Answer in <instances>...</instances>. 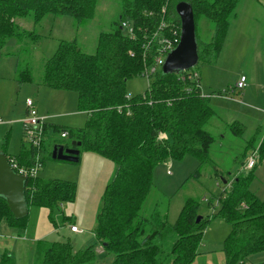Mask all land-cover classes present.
<instances>
[{
	"label": "trees",
	"instance_id": "trees-1",
	"mask_svg": "<svg viewBox=\"0 0 264 264\" xmlns=\"http://www.w3.org/2000/svg\"><path fill=\"white\" fill-rule=\"evenodd\" d=\"M119 1L120 26L99 35L94 54L83 53L76 40L63 41L44 66L40 84L57 91L75 92L79 110L88 115L85 127L74 135V142H81L80 152L85 150L113 161L117 173L103 195V208L95 230L98 244L78 251L73 250L70 242L43 245L40 248L42 264H95L98 245L105 253L114 254L113 264H193L209 223L218 219L231 228L223 249L226 264H247L250 257L264 253V201L250 190L252 174L238 175L230 188L228 182L217 198L220 208L212 218L202 219L200 223L196 222L199 203L194 199L186 201L173 225L165 215L142 213L154 187L153 175L158 164L168 158L183 160L188 155L196 158L199 166L210 161L215 142L205 130L214 116L210 100L196 91L188 93L191 81H182L179 75H165L162 71L146 93V99L142 95L127 98L126 87L128 81L143 75L145 65L152 63L158 53L160 44L153 43L145 49L143 35H154L162 21L168 26L166 37L171 36L174 28H181L176 13L178 3L186 2L193 9L200 62L221 52L242 0ZM99 2L0 0V50L8 40H20L26 34L27 30L19 25L21 21L33 24L30 35L36 39L37 27L48 16H71L80 28L96 18ZM201 19L212 25L211 42L199 41L197 24ZM123 22L132 24L137 35L135 41L122 29ZM24 80L31 81L28 75ZM50 129L45 126L44 139ZM258 148L262 163L264 140ZM36 153L35 148H30L31 162L27 157H18L19 163L33 165ZM196 173L197 177L201 176L199 169ZM215 173L224 179L218 169ZM75 196L76 186L71 182H44L39 178H29L26 182L28 207L46 208L56 226L55 216L61 213V205L72 203ZM208 206L216 207L212 202ZM3 219L16 225L27 221V217L15 219L6 200L0 197V222ZM2 264L13 262L6 256Z\"/></svg>",
	"mask_w": 264,
	"mask_h": 264
},
{
	"label": "rangeland",
	"instance_id": "rangeland-1",
	"mask_svg": "<svg viewBox=\"0 0 264 264\" xmlns=\"http://www.w3.org/2000/svg\"><path fill=\"white\" fill-rule=\"evenodd\" d=\"M120 14L119 0H100L94 20L77 28L71 16H48L47 23L37 27L39 37L36 39L30 35L33 24L21 21L19 25L27 30L26 34L20 40H8L0 50V153L17 157L23 147H30L24 139V122L28 118L26 101L37 103L38 115L46 118L51 127L44 139L42 168L37 177L44 182L60 180L75 184V200L61 205V213L55 216L60 231L55 241L70 242L74 251L98 244L95 232L98 215L103 208L105 190L116 176L117 165L85 150L77 163L52 158L55 145L72 146L76 141L74 135L85 127L88 117L79 110L75 92L53 90L40 83L45 63L53 57L61 42L76 40L83 53L94 54L99 35L113 32L120 26ZM236 14L221 52L211 54L208 61H200L189 70L198 71L205 91L218 97L210 99L214 116L205 127L215 140L210 150V161L199 166V161L188 155L183 160L168 158L158 164L153 175L154 187L142 211L144 215H165L168 223L173 225L186 201L194 199L199 203V216L205 220L212 218L220 208L217 198L222 191L220 185H223L221 176H216V169L224 173L228 188L238 175L252 174L250 190L264 201V162L259 161L251 172L244 170L250 155L264 140V0H242ZM197 29L199 41H212L214 30L207 20L201 19ZM151 37L153 35H143L144 40ZM161 71L162 68L158 67L157 73L150 78L138 76L128 81V94L136 96L149 92ZM27 75L31 81L24 80ZM243 75L248 78L247 88L235 90ZM245 92H250L254 103L244 99ZM63 130L68 131L67 138L61 137ZM198 169L200 177L196 176ZM209 202L216 207L211 209ZM26 222L28 231L35 236H42L54 228L46 208L32 206ZM74 224L84 234H72L70 231ZM230 230V225L223 220L209 223L193 264H206V260L213 264H226L223 249ZM29 248V244L20 247L18 259L13 264L31 263ZM102 251L98 245L95 264H113L114 254ZM35 264H42V258ZM247 264H264V253L250 257Z\"/></svg>",
	"mask_w": 264,
	"mask_h": 264
},
{
	"label": "built area",
	"instance_id": "built-area-1",
	"mask_svg": "<svg viewBox=\"0 0 264 264\" xmlns=\"http://www.w3.org/2000/svg\"><path fill=\"white\" fill-rule=\"evenodd\" d=\"M166 10L163 9L162 13L165 14ZM167 24L162 22L158 31L153 35L151 38H146L145 49L151 47L153 43L160 44L159 49L157 50L158 53L155 56L153 62L149 65V67L145 68L142 76L150 78L152 75L156 74L157 68L163 66V63L167 56L177 48L181 41V28H174L171 32L170 37L165 36V30L167 28ZM122 29L125 31L126 35L132 40L135 41L137 39V35L133 26L130 25L128 22L122 23ZM144 43V44H145ZM179 79L182 81L189 80L192 82V85L187 89L188 93H193L196 91L202 98H208L202 92V82L201 76L198 71H185L179 74ZM247 87V78L241 77L240 80L235 85V90H244ZM144 99H146V94L142 95ZM133 97L132 95L128 94L127 98ZM213 97V95H211ZM26 110L28 118L24 122V139L31 148H35L37 153L34 156L33 165L30 167H26L24 165H20L17 158L7 156L8 163L10 167L17 173L18 175L24 176L27 179H35L38 178L37 175L42 168V154L41 150L44 145V135H45V126L46 118L40 117L38 115V110L36 108L35 102L32 100L26 101ZM62 138H67L68 133L63 132L61 133ZM166 138V136H164ZM260 160V154L258 150L254 151L250 158L247 160L244 170L245 171H252L257 166ZM170 174V172H168ZM243 208H246V205H242ZM71 231L75 233H82L83 231L77 228L76 226L71 227Z\"/></svg>",
	"mask_w": 264,
	"mask_h": 264
},
{
	"label": "water",
	"instance_id": "water-1",
	"mask_svg": "<svg viewBox=\"0 0 264 264\" xmlns=\"http://www.w3.org/2000/svg\"><path fill=\"white\" fill-rule=\"evenodd\" d=\"M176 13L181 21V41L165 59L162 73L179 75L193 69L199 62L198 43L194 12L190 4L180 2L176 6ZM81 142H73L72 148L55 145L52 153L53 159L77 163L80 161ZM27 178L15 173L10 167L7 156L0 153V197H3L17 220L26 218L29 207L25 198ZM203 217L198 216L197 223Z\"/></svg>",
	"mask_w": 264,
	"mask_h": 264
},
{
	"label": "crops",
	"instance_id": "crops-1",
	"mask_svg": "<svg viewBox=\"0 0 264 264\" xmlns=\"http://www.w3.org/2000/svg\"><path fill=\"white\" fill-rule=\"evenodd\" d=\"M52 17V16H50ZM47 23V19L44 21ZM30 26V25H29ZM242 77H246L245 75H243ZM247 78V77H246ZM247 81H248V78H247ZM201 82H202V92L204 95L206 96H209L207 99H211V94L213 92H209L207 93L205 91V86H204V83H203V80L201 78ZM238 82V81H237ZM247 88V87H246ZM245 88V89H246ZM244 89V90H245ZM244 96V99L251 102V103H254V101H252V98H251V94L250 92H245L243 94ZM213 99L214 98H218L217 96L216 97H212ZM220 99V98H219ZM222 99H226V98H222ZM228 100V99H226ZM36 105V108L38 110V107H37V103L35 104ZM27 111V110H26ZM83 113V112H82ZM88 117V115H87ZM88 119V118H87ZM48 125V123H47ZM50 126V124L48 125ZM53 126V125H51ZM63 132H67V131H62ZM69 135V134H68ZM68 147V146H67ZM69 148H72L69 147ZM29 150H30V147L26 148V147H23V150H21L19 156H11V157H15L17 158L18 160V157L19 158H24V157H27L28 159V162H31V159H30V154H29ZM4 154V153H3ZM6 156H10V155H7L5 154ZM25 160L22 159V162H24ZM32 162H33V158H32ZM25 166V165H24ZM27 167V166H26ZM257 167V166H256ZM219 170V169H218ZM222 172V171H220ZM222 174H224L222 172ZM222 182H223V185H220L221 189L224 190L225 187L227 186L226 182L224 179H222ZM210 203V202H209ZM208 203V205H209ZM217 204V203H216ZM216 206V205H214ZM31 208V207H30ZM30 208H29V211H30ZM29 216V214H28ZM28 216H27V219L28 220ZM48 218H49V212H48ZM50 220V219H49ZM51 222V221H50ZM57 223V222H56ZM51 224L53 225V230L50 231V232H47L46 234L42 235V236H38V235H32L30 234V232L28 231V227H27V222H25V224H20V225H16L15 223H11L10 221H8L7 219H3L1 222H0V264H2L3 262V259L8 256L10 258L11 261H14L16 262L18 259L17 257V253L20 249V247L26 245V244H29L30 245V248H29V251L31 252V263H28V264H35V262L41 257L40 256V248L41 246L43 245H48V244H51V243H56L57 241L56 238L57 236L60 235V231H59V226L57 224L54 225L52 222ZM74 226L78 227L77 225L74 224ZM79 228V227H78ZM80 229V228H79ZM47 229H45L46 231ZM82 230V229H80ZM44 231V232H45ZM83 231V230H82ZM43 232V233H44ZM72 234L74 235H79V234H84V231L82 233H75V232H72L70 231ZM42 233V234H43ZM41 235V234H40ZM55 241V242H53ZM103 250V249H102ZM42 251V250H41ZM99 252V251H98ZM104 252V251H102ZM21 261V259H19ZM206 264H213L211 260H206L205 262Z\"/></svg>",
	"mask_w": 264,
	"mask_h": 264
}]
</instances>
